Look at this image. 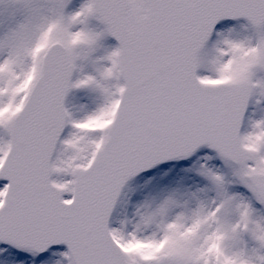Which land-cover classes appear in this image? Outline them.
<instances>
[{
	"label": "snow or ice",
	"instance_id": "snow-or-ice-1",
	"mask_svg": "<svg viewBox=\"0 0 264 264\" xmlns=\"http://www.w3.org/2000/svg\"><path fill=\"white\" fill-rule=\"evenodd\" d=\"M69 3L0 0V264H264V118L242 131L264 0ZM79 89L97 103L77 117ZM194 155L211 198L170 192L112 226L131 178Z\"/></svg>",
	"mask_w": 264,
	"mask_h": 264
},
{
	"label": "rangeland",
	"instance_id": "rangeland-1",
	"mask_svg": "<svg viewBox=\"0 0 264 264\" xmlns=\"http://www.w3.org/2000/svg\"><path fill=\"white\" fill-rule=\"evenodd\" d=\"M84 0H70L66 11L72 12L77 10ZM244 22H225L221 26H236L237 33L241 36L244 35L243 31L239 28V24ZM96 24L95 21L92 22ZM214 38V37H213ZM116 43L111 37L106 38L101 42V48L95 54L100 57L104 54L106 49L115 47ZM90 71V69H86ZM75 78V74H74ZM97 103L96 94L88 89L73 90L66 100V106L73 111L77 117L83 115L86 111L92 110ZM83 109V111H81ZM264 118V100L256 103V100L251 101L249 114L246 117L244 128L247 127L249 120H258ZM243 128V130H244ZM207 154L213 156L214 159L209 161V166L213 169H219L221 172L227 173L222 162L215 158V153L204 148L201 149L197 155ZM197 155H194L187 160L174 161L163 166H158L150 171L148 174L142 175L134 179L124 190L122 198L118 203L112 226H118V222L124 219L132 220L138 208L141 207L146 201L159 199L170 192H177L181 196L185 193L199 192L201 198H211L214 193L207 191L210 187L207 179L198 174L195 164ZM4 183L0 181V185ZM229 188L232 192L246 196L247 191L241 185L231 184ZM254 207L258 212L261 211L260 205L255 204ZM264 214V213H262Z\"/></svg>",
	"mask_w": 264,
	"mask_h": 264
},
{
	"label": "water",
	"instance_id": "water-1",
	"mask_svg": "<svg viewBox=\"0 0 264 264\" xmlns=\"http://www.w3.org/2000/svg\"><path fill=\"white\" fill-rule=\"evenodd\" d=\"M229 21H231V20H229ZM67 99V98H66ZM66 102V101H65ZM250 103V102H249ZM249 107V106H248ZM248 111V110H247ZM246 114H247V112L245 113V116H246ZM169 162V161H168ZM164 163H166V162H164ZM164 163H161V164H159V165H162V164H164ZM156 166H158V165H156ZM155 167V166H154ZM153 167V168H154ZM152 169V168H151ZM151 169H148V170H146V171H143V172H141V173H139L138 175H136L135 177H133V178H131L127 183H126V185L124 186V188L127 186V184L131 181V180H133L134 178H136V177H138L139 175H141V174H143V173H147V172H149ZM124 188L122 189V191H121V195H122V192H123V190H124ZM121 197V196H120ZM120 199V198H119ZM119 201V200H118ZM118 203V202H117ZM116 208V207H115ZM115 208H114V211H115ZM114 211H113V213H114Z\"/></svg>",
	"mask_w": 264,
	"mask_h": 264
}]
</instances>
